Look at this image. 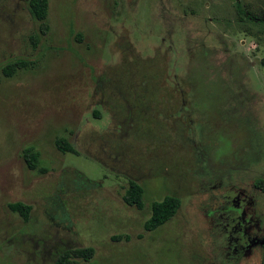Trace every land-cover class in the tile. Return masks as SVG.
Returning a JSON list of instances; mask_svg holds the SVG:
<instances>
[{"label":"rangeland","instance_id":"1","mask_svg":"<svg viewBox=\"0 0 264 264\" xmlns=\"http://www.w3.org/2000/svg\"><path fill=\"white\" fill-rule=\"evenodd\" d=\"M236 2L264 18V0H48L42 33L0 0V264L86 246L75 264H264V26ZM165 195L177 211L146 231Z\"/></svg>","mask_w":264,"mask_h":264},{"label":"trees","instance_id":"2","mask_svg":"<svg viewBox=\"0 0 264 264\" xmlns=\"http://www.w3.org/2000/svg\"><path fill=\"white\" fill-rule=\"evenodd\" d=\"M48 0H25L26 8L31 15V17L38 22L40 32L45 31V25L43 20L47 12ZM235 11L239 18H245L251 21L261 23L264 26V18H257L241 7L239 3L234 5ZM26 62L24 60H17L14 64H5L2 71L5 75H10L14 65H24ZM260 65L264 70V57L260 59ZM54 145L57 150L61 152H71L75 153L74 147L63 137H56L54 139ZM22 158L29 169L37 168V151H34L31 147H25L21 151ZM42 171V168H38ZM252 185L264 192V178H254ZM142 188L139 184L134 181H129L127 188L122 194V200L127 205H133L137 209L143 207L142 200ZM179 199L172 195H165L162 199L151 202L149 216L143 222V228L146 231L153 230L154 228L162 225L168 219H170L179 207ZM8 208L16 212L22 220H27L28 212L30 207L21 202H12L8 204ZM92 248L90 246L70 248L61 250L55 257L52 264H75L76 259L87 260L92 255Z\"/></svg>","mask_w":264,"mask_h":264}]
</instances>
